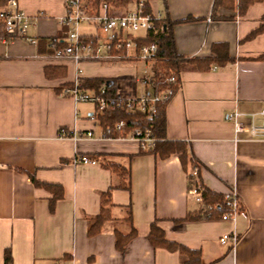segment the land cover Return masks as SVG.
Masks as SVG:
<instances>
[{"label": "crops", "instance_id": "crops-1", "mask_svg": "<svg viewBox=\"0 0 264 264\" xmlns=\"http://www.w3.org/2000/svg\"><path fill=\"white\" fill-rule=\"evenodd\" d=\"M69 1L18 0L34 19L26 36H9L0 23V264H6L7 250L11 264H182L178 251L152 246L154 223L168 240L200 251L205 264H264V138L247 133L237 138L227 118L238 110L251 124L250 114L264 108V32L250 37L263 23L264 2L251 4L244 15L220 8L218 15L227 19L215 20L214 0H146L171 21L201 18L174 26L184 62L180 87L165 107L166 137L186 144L210 193L222 197L235 188L244 207L235 223L216 216L179 224L175 221L199 210L188 193L192 163L186 169L177 154L162 158L141 153L134 140L102 138L100 122L92 118L95 107L63 92L74 82L77 67L82 78L118 79L122 97L150 90L138 82L143 62L78 65L53 56L52 41L65 38L61 21ZM85 25V36H102L92 30L96 26ZM216 43H226L234 61L207 70L190 62L214 58ZM47 67L66 74L49 77ZM255 123L264 126V117L256 116ZM61 129L72 135L60 137ZM79 156L97 163H75ZM106 161L130 170V190L116 187L120 178L102 165ZM31 177L57 187H38ZM111 187L117 223L90 236L89 219L100 214L102 195ZM56 188H62L63 197L52 207ZM132 225L137 235L121 253L113 227L128 233ZM234 230L236 244L223 243Z\"/></svg>", "mask_w": 264, "mask_h": 264}, {"label": "built area", "instance_id": "built-area-1", "mask_svg": "<svg viewBox=\"0 0 264 264\" xmlns=\"http://www.w3.org/2000/svg\"><path fill=\"white\" fill-rule=\"evenodd\" d=\"M99 9L84 0H71L67 3V14L62 19L61 25L67 26L63 41L54 40L50 47L53 56L57 59H71L78 65L85 62L114 63L120 61L143 62L144 74L138 82L150 88L148 92L139 97H122L117 95L115 101L106 97V88L103 86L99 91L85 89L82 86V68L77 67L76 78L71 86L64 89V94L72 97L76 102H87L95 106L96 113L93 119L108 109L126 108L128 111H139L149 119H153L158 111V105L166 103L174 95V86L178 85L180 76L170 68L165 72L166 86L157 94L152 93L155 66L158 62V44L142 43L149 35H157L163 31L162 21L165 18L162 11L151 10L146 0H133L127 6L125 12L120 15H111V5L107 0H98ZM237 20H240L238 16ZM34 19L21 9L18 0H8L0 8V23L9 36H26L33 25ZM85 24L96 26L102 36H85L81 27ZM246 114L235 110L228 114V120L233 124L234 133L239 135L247 133L251 138H264V126L255 123L256 116L264 117V108L250 114L251 124H247L243 117ZM75 135V133H73ZM72 133L66 129L59 131L60 137H70ZM76 136V135H75ZM92 136V133H88ZM102 138L126 140L131 139L139 144L140 150L150 152L154 150L157 139L150 129L127 130L125 121H120L114 126L102 128ZM75 163L96 164L87 156L76 157ZM206 186L201 174L200 164L194 163L191 167L188 193L198 204L202 215L213 217L215 211L220 212V218L225 221L236 222L244 211L238 191L234 188L224 194L217 203L207 201L205 197ZM238 240L237 231L227 233L222 242L231 241L233 246Z\"/></svg>", "mask_w": 264, "mask_h": 264}, {"label": "trees", "instance_id": "trees-1", "mask_svg": "<svg viewBox=\"0 0 264 264\" xmlns=\"http://www.w3.org/2000/svg\"><path fill=\"white\" fill-rule=\"evenodd\" d=\"M8 0H0V8L3 7ZM111 5L110 14L111 15H120L123 14L131 2V0H107ZM94 8V10L99 9L98 0H89L88 1ZM255 2H264V0H214L212 18L215 20H224L227 19L225 16L218 15L220 8H225L228 10H238L240 15H244L249 6ZM201 18L196 17H186L184 19L171 21L168 17H165L161 22L163 25V31L157 35H149L146 40H143L142 43H152L156 42L158 44V62L155 66V77L153 80L152 93L157 94L163 90L166 86L165 83V72L173 68L177 74L180 76V71L182 68V63L184 59L176 50L175 36H174V26L181 23H188L199 20ZM1 25V24H0ZM264 32V20L260 27L254 31L250 37H254L260 33ZM47 41L46 39H43ZM213 52L215 53L214 58H194L190 62L195 64L201 70L209 69L214 63L224 65L229 62L234 61L229 55L228 45L226 43H216L213 45ZM264 59V55L260 57ZM46 74L49 77L55 76H64L66 74L65 69L58 67H47ZM82 86L85 89H95L99 91L103 86L106 88V97L115 101L117 98V88H118V79H106V78H82ZM68 87L71 85H67ZM180 87V80L178 85L174 86V90ZM64 89V87H61ZM166 103H161L158 105V111L153 119H149L145 114L141 112H130L126 108L117 107L114 109H108L104 113L98 116L100 126L102 128H107L109 126H114L120 121H125L127 125V130L141 128L143 130L150 129L155 138L157 139L156 146L154 150L150 152L141 151V153H156L162 158H168L173 154L179 155L182 165L187 169L188 163H198L188 155L187 147L184 142L180 141H170L166 137ZM95 160L96 159H92ZM104 166L111 168L114 173H116L120 180L119 184L116 185L117 188L130 190V170L117 162H103ZM191 173L189 174V178ZM31 180L38 187H45L46 189H53L57 185L46 184L38 182L35 177H31ZM111 187L107 192H104L102 195V208L100 214L89 219V228L88 234L90 236H95L101 233L109 224L117 223V220L113 217V208L114 204L111 200ZM63 197L62 188L55 189V196L52 200V207L56 200ZM205 197L207 201L211 203H217L221 200L222 197L215 196L208 191L206 188ZM221 211H215V214L212 218L220 216ZM211 219V217L204 216L198 212L194 216H189L186 219L176 220V223H182L186 220H200V219ZM128 222L132 224V215L129 209ZM113 231L116 235V248L121 252L125 253L128 249L130 241L136 237L137 231L134 226H131V230L128 233H123L117 227H113ZM149 240L154 248H165L170 251H178L183 258L182 264H205L202 260V255L200 251L192 250L186 247L183 244L170 241L166 238L164 230L159 227L157 224H153L149 234ZM5 262L6 264H11L12 256L10 250H7L5 253Z\"/></svg>", "mask_w": 264, "mask_h": 264}, {"label": "rangeland", "instance_id": "rangeland-1", "mask_svg": "<svg viewBox=\"0 0 264 264\" xmlns=\"http://www.w3.org/2000/svg\"><path fill=\"white\" fill-rule=\"evenodd\" d=\"M85 26H86V25H85ZM85 26H84V25L82 26V31H84L83 27H85ZM92 30H94V31H99V32L101 33V31H100L99 29L97 30V28H93V27H92ZM130 62H132V63H136V61H130ZM138 63H139V62H138ZM138 66L140 67V71H139V72H140V73H139L140 75H139V76L141 77V76H143V74H144L143 71H144V68H145V67H144L143 64H138ZM84 103H85V105H86L88 108H94V107H95V106H94L93 104H91V103H87V102H84Z\"/></svg>", "mask_w": 264, "mask_h": 264}]
</instances>
